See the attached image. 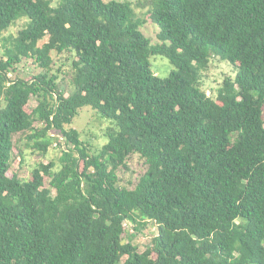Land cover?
Segmentation results:
<instances>
[{"label":"trees","instance_id":"trees-1","mask_svg":"<svg viewBox=\"0 0 264 264\" xmlns=\"http://www.w3.org/2000/svg\"><path fill=\"white\" fill-rule=\"evenodd\" d=\"M141 6L0 0V264H264V0H151L157 46ZM54 53L75 55L68 96ZM212 58L236 71L215 98L199 77ZM26 60L40 71L20 76ZM86 107L113 123L100 149L67 128ZM16 135L42 155L65 146L60 169L12 173ZM132 155L147 169L129 188ZM150 222L151 246L125 242Z\"/></svg>","mask_w":264,"mask_h":264},{"label":"rangeland","instance_id":"rangeland-1","mask_svg":"<svg viewBox=\"0 0 264 264\" xmlns=\"http://www.w3.org/2000/svg\"><path fill=\"white\" fill-rule=\"evenodd\" d=\"M110 1V0H106ZM126 1V0H118ZM134 5L140 3L142 6L136 8L138 16L146 21V24L141 28L142 33L150 40L152 46H157L161 42L157 39V27L150 21V2L151 0H129ZM144 5V6H143ZM26 20L21 19L17 21L5 36L13 35L17 33L25 26ZM55 61L54 72L59 76L60 87L64 90L65 95L68 96L73 90L72 79L74 76V69L72 63L75 60L74 54L64 53L53 54ZM153 72L160 78L169 77L170 73L174 70V66L170 61L163 56L153 57L151 60ZM61 72H60V71ZM20 76H30L40 71L36 66H32V60H26L20 66ZM59 71V72H58ZM236 76L235 69L226 61H221L218 58H212L208 68L199 73L201 87L207 95L216 97L218 90L221 88L224 80L228 77L234 79ZM11 78L14 79L15 75L12 74ZM5 105L3 98L0 97V108ZM37 105L36 100H32L29 104V110L34 109ZM73 128L80 132L81 139L85 143L92 145L94 149H100L108 142L106 136L109 129H113V123L109 120L103 119L98 112L90 107L82 109L76 117L74 123L67 127ZM17 143V149L23 151L25 160L23 164H20L21 156H19L18 150L14 152V158L12 161V173L16 172L21 175L24 180H28L32 171L42 162L44 164L54 163L56 165L55 170L60 169V158L62 156V150L67 149L65 146L60 148L57 145L51 147L47 155H42L36 151L30 149L27 144L29 143L26 136L16 135L14 138ZM128 169L121 168L118 171L120 185L133 188L140 176H142L147 167L143 159L138 155H132L127 161ZM55 194V191L53 192ZM137 225L127 224L126 228L129 233L125 236V242H130L136 246L139 251H144L151 246L152 239L157 235L158 229L153 222H150L147 226L142 227L139 231L136 229Z\"/></svg>","mask_w":264,"mask_h":264}]
</instances>
